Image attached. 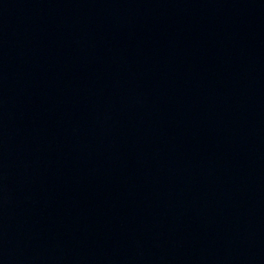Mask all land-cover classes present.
I'll list each match as a JSON object with an SVG mask.
<instances>
[{
	"label": "water",
	"instance_id": "95a60500",
	"mask_svg": "<svg viewBox=\"0 0 264 264\" xmlns=\"http://www.w3.org/2000/svg\"><path fill=\"white\" fill-rule=\"evenodd\" d=\"M0 264H264V0H0Z\"/></svg>",
	"mask_w": 264,
	"mask_h": 264
}]
</instances>
